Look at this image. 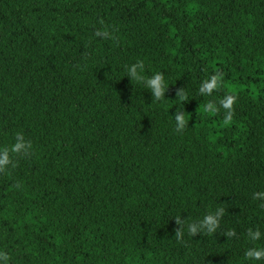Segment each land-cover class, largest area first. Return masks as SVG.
Returning <instances> with one entry per match:
<instances>
[{"label": "trees", "instance_id": "trees-1", "mask_svg": "<svg viewBox=\"0 0 264 264\" xmlns=\"http://www.w3.org/2000/svg\"><path fill=\"white\" fill-rule=\"evenodd\" d=\"M137 60L165 98L125 75ZM17 133L0 264H264L243 256L264 246V0H0V148ZM218 207L217 232L176 239L175 216Z\"/></svg>", "mask_w": 264, "mask_h": 264}, {"label": "clouds", "instance_id": "clouds-1", "mask_svg": "<svg viewBox=\"0 0 264 264\" xmlns=\"http://www.w3.org/2000/svg\"><path fill=\"white\" fill-rule=\"evenodd\" d=\"M95 35L97 37H101L107 39L112 36V33L107 29L101 31L99 29L96 30ZM131 81H136L139 84H142L145 89L149 90L152 95V99L159 101L162 98H165L166 90L168 89V82L165 78V74L161 71H154L151 75H145L144 71V63L141 60H137L134 63L129 64L126 67V73ZM219 84V76L213 75L209 79L203 81L199 88V92L211 94L213 90ZM181 92V89L178 91ZM181 101L186 100L185 94L181 92L180 95ZM234 97L228 96L220 101V104L228 109V113L226 115V120L231 118V107L233 103ZM218 109L213 103H208L204 106L203 111L205 112H216ZM175 127L177 131H182L186 123L184 112H177L174 116ZM32 148V144L30 140H26L22 133H17L15 137V142L11 144L10 147L0 148V171H3L7 168V166L13 163L10 153L15 154H27ZM254 199H259L262 204H264V191H258L254 193ZM225 213V208L218 207L212 212H208L204 214L197 220L187 222V218L182 219L181 214L179 216H175V220L179 227L175 230V237L177 240H181L185 234V230L188 235L194 236L197 233L200 234H213L218 231L220 227V221ZM227 237H232L235 235L234 230H228L224 232ZM264 235L260 229H249L247 232V237L250 241L255 242L259 241ZM244 259L247 261H261L264 260V246H250L245 249L243 253ZM4 262L7 261L8 257L6 255L0 257Z\"/></svg>", "mask_w": 264, "mask_h": 264}]
</instances>
